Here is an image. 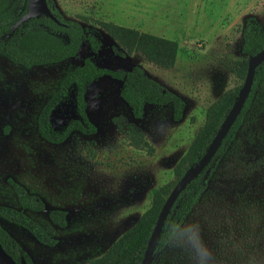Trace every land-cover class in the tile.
Here are the masks:
<instances>
[{
  "label": "rangeland",
  "instance_id": "1",
  "mask_svg": "<svg viewBox=\"0 0 264 264\" xmlns=\"http://www.w3.org/2000/svg\"><path fill=\"white\" fill-rule=\"evenodd\" d=\"M201 1L54 0L66 19L98 38L100 50L86 43L67 62L32 69L0 56V205L17 207L13 181L44 201L46 209L36 219L48 220L53 210L68 213L54 248L1 221L34 264L101 258L149 210L155 192L177 182L175 169L212 106L243 84L232 65L243 57L246 20L253 17L264 28V0ZM95 20L177 41L176 66L165 71L140 54L119 56ZM87 58L111 70L142 67L184 100L182 119H174L170 105H148L143 119H136L120 96L122 83L103 77L86 95L97 134L74 133L62 145L46 142L38 132L40 111L60 80ZM129 125L145 134L153 156L129 144ZM0 264H14L1 247ZM152 264H264V85L199 204Z\"/></svg>",
  "mask_w": 264,
  "mask_h": 264
},
{
  "label": "trees",
  "instance_id": "2",
  "mask_svg": "<svg viewBox=\"0 0 264 264\" xmlns=\"http://www.w3.org/2000/svg\"><path fill=\"white\" fill-rule=\"evenodd\" d=\"M46 9L18 25L31 8V0H0V56L25 69L48 67L75 58L88 43L94 52L101 42L90 35L75 20L66 19L55 6L54 0H45ZM87 21L92 19L87 18ZM101 30L115 43V52L123 57L140 54L155 67L170 71L177 63L180 50L177 41L144 33L113 22L95 20ZM243 34L242 59L232 65L235 76L243 84L226 92L210 109L204 127L193 140L191 147L175 169L177 182L165 185L155 192L151 207L99 259L88 264H142L143 257L159 214L168 196L179 180L197 166L213 142L230 111L235 107L248 74L249 58L264 50V28L257 20H246ZM109 77L122 83L121 98L130 107L136 119H143L148 105L172 106L174 119L180 121L185 102L178 95L151 79L140 66L130 70H111L99 67L91 58L70 70L51 93L38 116V132L43 140L53 145L64 144L74 133L94 136L98 129L90 120L87 108L88 88L97 80ZM264 85V63L256 70L251 94L230 133L223 141L209 166L180 195L172 208L159 236L153 258L162 253L174 240L180 228L199 204L209 182L227 153L250 111L258 90ZM60 114L62 119L52 120ZM129 144L153 156L155 148L145 134L135 125L125 131ZM15 195L16 208L0 205V221L15 225L29 232L40 244L54 248L58 245L57 229H66L68 213L53 210L48 220H38L33 215L43 213L46 205L37 194L13 181L9 183ZM0 247L14 264H34L24 246L0 222Z\"/></svg>",
  "mask_w": 264,
  "mask_h": 264
},
{
  "label": "water",
  "instance_id": "3",
  "mask_svg": "<svg viewBox=\"0 0 264 264\" xmlns=\"http://www.w3.org/2000/svg\"><path fill=\"white\" fill-rule=\"evenodd\" d=\"M41 9H46L45 0H31V8H30L29 13L26 15V17L22 21L18 23V25L22 24L23 21L38 15ZM263 63H264V50H262L257 55L249 58L248 74L244 82V85L242 87L237 104L226 117L224 123L222 124L219 131L217 132L213 142L211 143L210 147L208 148L201 162L194 168L190 169V171L187 172L179 180V182L176 184V186L174 187V189L168 196L159 214V217L154 227V230L152 232V235L148 241V245H147L144 257H143L142 264H152L153 263L155 247L157 245L159 236L162 232V229L166 222L167 217L169 216L172 208L175 206L182 192L195 179H197L200 176V174L209 166V164L214 159L218 150L222 146L223 141L226 139L231 129L237 122L239 116L241 115L244 109V106L251 94L252 87H253L254 80H255L256 70ZM56 119H62V116L60 114L54 115L52 117V120H56Z\"/></svg>",
  "mask_w": 264,
  "mask_h": 264
},
{
  "label": "crops",
  "instance_id": "4",
  "mask_svg": "<svg viewBox=\"0 0 264 264\" xmlns=\"http://www.w3.org/2000/svg\"><path fill=\"white\" fill-rule=\"evenodd\" d=\"M180 2H182V0H180ZM201 3H203V0L201 1ZM143 31V30H142ZM141 31V32H142ZM144 33H150V32H146V31H144ZM151 34V33H150ZM169 40H172V39H169Z\"/></svg>",
  "mask_w": 264,
  "mask_h": 264
},
{
  "label": "flooded vegetation",
  "instance_id": "5",
  "mask_svg": "<svg viewBox=\"0 0 264 264\" xmlns=\"http://www.w3.org/2000/svg\"><path fill=\"white\" fill-rule=\"evenodd\" d=\"M1 222V221H0ZM10 233V232H9Z\"/></svg>",
  "mask_w": 264,
  "mask_h": 264
}]
</instances>
